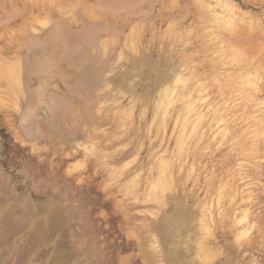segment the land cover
<instances>
[{
	"label": "rangeland",
	"instance_id": "1",
	"mask_svg": "<svg viewBox=\"0 0 264 264\" xmlns=\"http://www.w3.org/2000/svg\"><path fill=\"white\" fill-rule=\"evenodd\" d=\"M0 236V264H264V0H0Z\"/></svg>",
	"mask_w": 264,
	"mask_h": 264
},
{
	"label": "bare ground",
	"instance_id": "2",
	"mask_svg": "<svg viewBox=\"0 0 264 264\" xmlns=\"http://www.w3.org/2000/svg\"><path fill=\"white\" fill-rule=\"evenodd\" d=\"M3 221H5V220H3ZM16 222H18V221H16ZM15 224V223H14ZM19 224V223H18ZM18 224H16V225H18ZM12 229V228H11ZM3 235V234H2ZM4 235H6V234H4ZM9 236V235H8ZM1 238H2V236H0ZM4 238V237H3ZM2 238V239H3ZM8 238V237H7ZM4 240V239H3ZM2 242V241H1ZM1 245V244H0ZM1 259V258H0Z\"/></svg>",
	"mask_w": 264,
	"mask_h": 264
}]
</instances>
